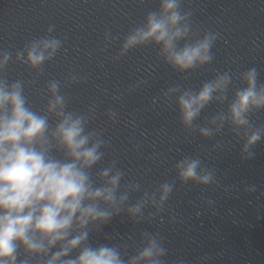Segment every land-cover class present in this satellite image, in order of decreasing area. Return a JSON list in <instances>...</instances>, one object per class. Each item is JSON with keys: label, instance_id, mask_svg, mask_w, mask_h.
<instances>
[{"label": "water", "instance_id": "obj_1", "mask_svg": "<svg viewBox=\"0 0 264 264\" xmlns=\"http://www.w3.org/2000/svg\"><path fill=\"white\" fill-rule=\"evenodd\" d=\"M158 6L159 0H0V49L14 54L50 25L55 26L52 35L64 39L41 75L10 62L3 76L25 83L35 109L46 103L47 80L63 82L69 73L78 78L61 86L69 108L83 112L95 104L90 127L102 131L109 143L93 172L115 159L126 179L150 190L175 177L172 166L184 155L199 154L216 169L217 185L181 186L177 181L162 220L133 224L126 217H114L92 235L93 244L126 242L132 254L141 231H158L168 249L166 264H264V140L253 147L252 158L242 159V141L227 125L216 137L205 139L183 127L174 98L162 99L169 87L195 90L224 71L235 74L229 100L240 87L236 76L248 68L255 67L258 82L264 83V0H185L183 7L191 10L199 34L219 33L214 58L203 67L177 72L151 45L114 59L123 37ZM106 31L118 39L106 42ZM226 107L227 102L210 103L195 123L203 125ZM108 109L117 113L115 121L105 115ZM251 119L264 125V109ZM251 185L256 191H245ZM207 200L213 203L209 206Z\"/></svg>", "mask_w": 264, "mask_h": 264}, {"label": "clouds", "instance_id": "obj_2", "mask_svg": "<svg viewBox=\"0 0 264 264\" xmlns=\"http://www.w3.org/2000/svg\"><path fill=\"white\" fill-rule=\"evenodd\" d=\"M184 2L159 0L158 8L148 11L123 37L114 59L151 45L158 48V58L180 73L210 64L219 33L205 30L199 34ZM54 27L50 25L44 35L14 54L0 49V264H166L168 249L158 231H141L132 254L126 242L93 244L90 238L117 216L133 224L162 220L177 181L181 186L217 185L216 169L199 154L184 155L172 166L175 177L150 190L126 179L115 159L93 172L104 160L109 143L102 131L90 127L95 104L83 112L69 108L61 86L78 78L69 73L63 82L47 80L46 103L35 109L25 94V83L3 76L10 62L41 75L43 65L54 60L64 44L63 38L52 35ZM104 38L106 42L118 39L110 31ZM234 75L217 73L195 90L169 87L162 99L174 98L183 127L205 139L216 137L227 125L242 141V159H250L253 147L264 140V125L251 119L264 109V83L258 82L255 67L248 68L236 76L240 87L234 88L229 100ZM213 102H227L226 110L206 118L203 125L196 124ZM105 115L111 121L117 118L112 109ZM245 191L255 192L256 187ZM206 203L210 206L213 201Z\"/></svg>", "mask_w": 264, "mask_h": 264}]
</instances>
